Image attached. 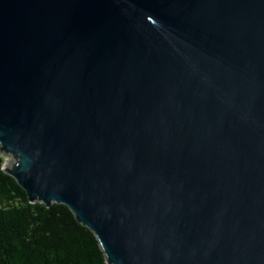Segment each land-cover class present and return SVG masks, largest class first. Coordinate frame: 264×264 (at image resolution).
<instances>
[{
  "label": "water",
  "instance_id": "95a60500",
  "mask_svg": "<svg viewBox=\"0 0 264 264\" xmlns=\"http://www.w3.org/2000/svg\"><path fill=\"white\" fill-rule=\"evenodd\" d=\"M0 151L111 264H264V0H0Z\"/></svg>",
  "mask_w": 264,
  "mask_h": 264
},
{
  "label": "trees",
  "instance_id": "16d2710c",
  "mask_svg": "<svg viewBox=\"0 0 264 264\" xmlns=\"http://www.w3.org/2000/svg\"><path fill=\"white\" fill-rule=\"evenodd\" d=\"M0 155V264H111L94 232L63 204L30 201Z\"/></svg>",
  "mask_w": 264,
  "mask_h": 264
},
{
  "label": "rangeland",
  "instance_id": "374dc122",
  "mask_svg": "<svg viewBox=\"0 0 264 264\" xmlns=\"http://www.w3.org/2000/svg\"><path fill=\"white\" fill-rule=\"evenodd\" d=\"M0 155L6 158L5 166L9 168L12 167V165L14 164V159L11 156H7L1 153V151H0Z\"/></svg>",
  "mask_w": 264,
  "mask_h": 264
},
{
  "label": "clouds",
  "instance_id": "9594fccd",
  "mask_svg": "<svg viewBox=\"0 0 264 264\" xmlns=\"http://www.w3.org/2000/svg\"><path fill=\"white\" fill-rule=\"evenodd\" d=\"M28 163H30V161H28L26 157H23V158L21 159V165H22V166H26Z\"/></svg>",
  "mask_w": 264,
  "mask_h": 264
}]
</instances>
